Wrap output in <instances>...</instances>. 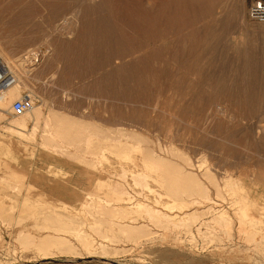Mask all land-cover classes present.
Segmentation results:
<instances>
[{
    "label": "rangeland",
    "instance_id": "374dc122",
    "mask_svg": "<svg viewBox=\"0 0 264 264\" xmlns=\"http://www.w3.org/2000/svg\"><path fill=\"white\" fill-rule=\"evenodd\" d=\"M251 5V0H0V46L13 58L29 55L35 62L45 52L40 67L25 68L22 78L8 74L7 85L16 82L8 91L20 90L11 106L31 94L42 117L32 141L20 137L13 122L31 113L11 107L0 122V149L11 146L18 159L12 160L14 175L0 169V264H264L263 231L241 234L237 223L230 234L226 222H214L209 208L186 218L178 208L164 206L175 203L163 189L160 209L178 218L174 224L148 221L147 235L138 243L117 226L114 235L106 233L110 238L98 237L106 249L94 253L79 246L81 254L44 255L26 239L46 235L39 228L54 208L65 210L60 201H81L83 194L70 198L69 192L85 188L89 177L95 181L121 172L122 155L114 152L108 155L111 163L97 162L94 170L74 153L45 148L43 143L51 142L45 121L52 109L73 118L62 130L80 136V145L77 135L57 138L75 142L71 152L83 146L86 127L116 136L123 127L141 133L146 147L166 156L175 148L176 161L191 158L196 170L211 171L220 181L231 175L253 186V196L264 194V23L251 17ZM75 118L81 126L86 122L78 133ZM34 125L28 121L29 131ZM107 130L95 149L105 144ZM128 182L134 189L131 177ZM221 187L225 200L214 187L211 193L227 208L228 193H243ZM42 190L49 199L38 201ZM146 195L156 205L153 194Z\"/></svg>",
    "mask_w": 264,
    "mask_h": 264
},
{
    "label": "bare ground",
    "instance_id": "6f19581e",
    "mask_svg": "<svg viewBox=\"0 0 264 264\" xmlns=\"http://www.w3.org/2000/svg\"><path fill=\"white\" fill-rule=\"evenodd\" d=\"M42 56H45V52L43 49L40 51V57ZM0 57L2 58V61L0 58V62H1L0 65L5 70V72H7V74L10 73L11 77H16V78H22V75L26 71V69L27 70L29 69L30 71L36 69L32 67L33 64H37L38 67H40L41 65L40 57L36 59L37 60L36 62L31 61V59L32 58L34 59L35 57L29 55L23 57V59L21 60L16 59L9 56L5 51V49H3L1 46H0ZM15 83L16 82H12L10 85H7L6 89L0 91V122L6 119L5 114L6 113L9 114L10 109L12 107L11 106L12 100L15 97H17L20 93L19 89L13 90L11 92L8 91L11 87L12 88L16 87ZM27 113H31V114L22 115L19 118L16 117L15 119L14 117L13 119H11L12 121L15 119V121L13 122L16 123L15 128L13 126L12 128L16 129V132L19 135H21L20 137L23 138L27 137L28 139L29 137H31L30 141H32L31 139H35L36 132L39 126H41L39 125V123L42 117V110L40 109V107H38V108H34L33 110H31V112H27ZM49 115L51 118L48 117V119L45 121V126L47 128L50 126L49 128L50 130L49 129L48 130L45 129V130L48 131L49 139L51 140V142L48 141L44 142L43 145L45 146V148L47 149L53 148L54 151L55 150L60 151L61 153H65V154L74 153V155L76 156L75 158H77L76 160L79 159L84 160V163L88 166V169L93 168L94 170L98 169L97 168L98 163L100 164L111 163V160L108 156L109 154H112L114 152L117 153L115 155H118L119 157L121 155L122 156L119 158L121 162V172H117L116 174L114 173L113 175L111 174L109 178L99 177L95 181L89 177V179H87V185L85 188L82 189L79 188L78 192L75 191L69 192L70 198L80 199L79 195L83 194V198L81 201H78V203L74 205L68 204L65 201H60L63 204L61 207L64 208L65 210L62 212L54 208L52 213L48 215L50 216L49 217L50 220L47 223L48 225L47 224L45 225L44 222L43 224L45 226L39 228L40 230L43 231L47 230L45 236H41V235L34 236V234L33 235L30 234L29 237L26 238L28 239V242L31 243V245L33 244L37 245L36 246L37 249H39V251H43L42 253L44 255L61 253V251H63L66 254H70V253L81 254L82 250L77 249L79 246L82 247L81 249H84L89 253H94L98 249L104 250L106 249V244L103 243V241H99L100 239H98V237L100 236L102 237V239L108 238L110 234L108 233L109 235H106V233L110 231L111 232L115 231L116 226L119 227V230H121V232L124 233V234L122 233L123 236L125 235V237L129 238V240L132 239L133 241L138 243L140 242L142 235L144 234L147 235L148 230L146 228L147 226L146 223L148 221H151L157 225H159V223L161 224L162 222L174 224V221L178 218L177 215L173 216V214H169L168 212H164L160 209L161 208L160 205L161 204L163 205V196H164L161 189L165 190L166 191L165 194L168 196V198L172 199V201L175 203L173 206L170 207L169 205H164V206L170 208L171 210L178 208L180 210V213L184 214V217L186 218L190 216L195 217L196 215L203 214L205 212L204 211L202 212V210L209 208L206 210V212H208V210L211 213L212 211H214L215 213L214 216H216L214 218V222H218V223H220L221 221L226 222L227 223L226 225H228V227L230 228V234L232 233V229L235 227L237 223H238L237 225H239L237 227L238 228L237 230H239L240 233L243 231L244 232L250 231V233L252 234L254 230H258L260 232L263 231L264 233V229H263L264 228V194L258 195L256 197L253 196L251 192L252 190H254V187L253 186L251 187L248 182L241 180L235 181L234 178L236 179V177L233 178L231 175L223 176L221 178L222 181H220L219 177L214 173H211V171L203 172L202 170L200 171L196 170L195 165L191 158L180 156L183 159L184 163H181L182 161L181 162L176 161L173 158V157H177L176 154L177 150L175 148L168 151L170 153L169 155L170 157L166 156V154L163 155L161 150L159 151L157 149L151 148L149 147V145H147L146 147L144 145L146 139L141 133L123 127L122 128L118 127L119 129H117L118 130L117 136L111 135L112 133L111 130L109 131L106 129L107 132L109 131V133L103 136L105 140V144L103 143L104 145L100 146L98 149H95L97 144H101L99 140L106 130L105 131L103 130L104 131L103 132L99 128L101 132H103L101 134V132L98 129H96V127L93 128V126L87 125V126H91V128L89 127L87 128L86 125L83 124L86 123L85 120L84 122L83 120H81L82 121L81 124L82 126L85 125L86 129L84 131L82 130L83 131V133H81L82 135L79 134L83 136L82 139L84 140H81L83 142L81 143L83 144V146L79 147L80 136H78L74 132V135H77L75 137L79 139V142H77L79 145H77L78 147L75 146V152H71L70 149L71 147H74L73 144L75 142H70V140L68 141L67 138H65V140H67L66 142L64 138H63L64 141H59V140L61 139V137H64V135L67 136V134H71L69 133V130L68 131H63V130L65 124L69 125V123L72 122L73 118L72 119L70 118L72 116H70L66 112H61L55 109H52ZM30 120H34L35 123L33 132L29 131L28 121ZM74 120L75 121L73 122H75L74 124L76 125L77 119L75 118ZM77 124L78 125L76 126H78V129L76 128L73 129L74 130L76 129L75 131H77L78 133V130L80 129V127L82 128V126L79 125V122ZM8 127L9 126H7V128ZM73 129L71 130L73 131ZM64 132L67 133L63 134ZM12 133L16 134L13 131ZM12 133L10 132V134ZM57 138L60 139L57 140ZM76 138H74L75 141ZM21 140L20 142H22ZM71 140H73V138ZM102 141L103 140H101V142ZM10 147L4 146L0 149V169L5 168V170L7 171V177L8 175L15 174L14 171L15 168L13 170L12 167V160L14 161L17 160L18 162V159L15 156L14 151ZM88 154H90L92 158L84 157V156H88ZM139 154L142 156L139 157ZM50 167L52 168V165ZM57 170L58 172L55 171L56 172L55 175L58 174L59 176L60 175L59 169ZM129 177L132 178L133 184H135L134 189L131 188V186L133 185L130 184V182H128ZM5 180L7 179L5 178ZM16 184H19V182ZM65 184H69V182H65ZM221 186H225V188L229 187L231 190L238 188L242 190L243 193L241 194L239 193L240 194L239 196L235 194V191L232 194L228 193L229 195H231L230 196L231 204L227 208L225 206H222L219 203V201H216L211 193L212 190L211 188L214 187L218 191L217 196L218 197L220 196L223 198V200H225V196L221 194V188H222ZM32 187L36 188L34 185ZM146 192L153 194V196L155 197L154 200L156 202V205L153 206L150 204L149 201L150 198L148 197V195H146ZM48 195L49 194H47L42 190L38 195V201L49 199ZM30 199L31 196L29 193H27L26 200H30ZM50 201L54 203V201L52 200ZM256 211H258V213H256ZM33 213L32 216H35L36 214L33 215ZM41 213L43 214L42 211ZM59 215L65 216L66 220L60 219ZM144 217L146 218L147 221L144 220ZM127 218L128 220L122 221L123 219H127ZM180 225L182 226V224H179V226ZM39 233L41 232L39 231ZM157 233H159V231ZM112 239H110V241ZM253 241H255V239ZM28 242H26V244ZM228 243L230 244V242ZM253 244H255V242ZM254 247H256V245H254ZM111 248L112 247H110V249ZM99 253L101 254L102 252Z\"/></svg>",
    "mask_w": 264,
    "mask_h": 264
},
{
    "label": "built area",
    "instance_id": "2783aa9c",
    "mask_svg": "<svg viewBox=\"0 0 264 264\" xmlns=\"http://www.w3.org/2000/svg\"><path fill=\"white\" fill-rule=\"evenodd\" d=\"M251 17L261 23H264V0H251ZM1 64V62H0ZM8 83V74L0 65V91L5 89ZM34 99L28 93H25L20 99L13 103V111L16 113L29 112L34 109Z\"/></svg>",
    "mask_w": 264,
    "mask_h": 264
}]
</instances>
